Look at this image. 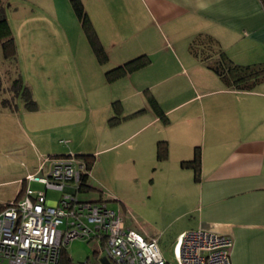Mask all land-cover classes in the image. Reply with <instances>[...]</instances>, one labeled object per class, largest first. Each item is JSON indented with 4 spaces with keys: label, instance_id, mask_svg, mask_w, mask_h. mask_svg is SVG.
Listing matches in <instances>:
<instances>
[{
    "label": "crops",
    "instance_id": "1",
    "mask_svg": "<svg viewBox=\"0 0 264 264\" xmlns=\"http://www.w3.org/2000/svg\"><path fill=\"white\" fill-rule=\"evenodd\" d=\"M81 2L109 28H95L106 52L114 46L107 67L150 59L112 81L104 75L109 89L88 97L106 109L105 148L137 138L141 157L158 171L159 200H169L171 212L162 229L144 235L159 244L165 234L172 248L184 231L208 227L232 237L231 264H264V81L234 88L207 66L218 48L237 64L264 63V0ZM159 141L167 148L161 160ZM196 151L197 178L181 165Z\"/></svg>",
    "mask_w": 264,
    "mask_h": 264
},
{
    "label": "rangeland",
    "instance_id": "2",
    "mask_svg": "<svg viewBox=\"0 0 264 264\" xmlns=\"http://www.w3.org/2000/svg\"><path fill=\"white\" fill-rule=\"evenodd\" d=\"M0 6L16 49L14 56L4 58L0 41V203L13 200L21 187L19 180L36 170L42 156L94 154L87 181L90 188L78 190L77 198L106 199L128 227L143 235L162 229L171 211L169 200H159L162 194L157 189L153 160L146 162L141 157L144 151L137 138L114 139L105 148L107 139L100 130L106 109H94L88 99L93 90L109 89L104 75L111 67L107 64L114 46L108 47V61L100 64L70 0H0ZM83 7L87 10L85 4ZM88 15L94 28L109 31L97 22V14ZM132 33L125 35L133 39ZM15 78L29 89L35 107H29L22 94L14 96L11 106L2 104L4 98L10 99ZM47 170L48 164L39 174ZM23 185L44 188L36 181L26 180ZM59 196L57 190H46L52 203ZM165 237H159V245L166 259L175 262L176 250L171 248L172 242H162ZM100 246L98 237H76L65 244V251L70 264H102Z\"/></svg>",
    "mask_w": 264,
    "mask_h": 264
},
{
    "label": "built area",
    "instance_id": "3",
    "mask_svg": "<svg viewBox=\"0 0 264 264\" xmlns=\"http://www.w3.org/2000/svg\"><path fill=\"white\" fill-rule=\"evenodd\" d=\"M46 164V174H39ZM85 171V160L68 152L42 156L36 170L25 174V180L40 182L44 189L27 187L0 209V264H61V250L76 237H98L108 263L231 264L232 237L208 227L181 233L173 245L176 260L170 262L157 238L126 227L107 200L77 198ZM47 189L60 192L54 203L46 198Z\"/></svg>",
    "mask_w": 264,
    "mask_h": 264
},
{
    "label": "trees",
    "instance_id": "4",
    "mask_svg": "<svg viewBox=\"0 0 264 264\" xmlns=\"http://www.w3.org/2000/svg\"><path fill=\"white\" fill-rule=\"evenodd\" d=\"M73 9L75 10L83 28V31L89 41L92 51L96 57V60L100 63H106L108 61L107 52L102 45L99 36L89 18L87 12L84 10L81 0H70ZM0 41L2 45V53L4 58H9L15 55L16 49L14 47L13 38L11 34L10 27L4 17L3 10L0 6ZM195 45V44H194ZM218 59L207 62V66L213 69L228 86L234 88L242 87H252L260 81H264V63H253V64H237L228 59L225 54L218 48ZM149 57L145 54L133 57L121 65H116L105 70V78L108 81H112L115 78L125 74L133 69L141 67L149 62ZM2 81L0 79V88L2 87ZM11 91L10 99L4 98L2 100L3 105L11 106L14 96L22 94V98L29 107H35V101L31 98L30 91L27 87L23 86L19 78H15L9 89ZM167 148L164 141H159L157 146L156 157L161 160L166 157ZM65 154V153H62ZM58 155V154H55ZM80 155L86 162V171L82 175V181L79 190L85 188H90L87 183L89 172L93 164L94 154H77ZM181 165L184 167H191L194 171V176L197 178L200 169V157L199 152L196 151L194 156L188 160H182ZM37 168V167H36ZM23 180H20L22 182ZM21 187L18 189L13 200L21 197L24 190L23 182L20 183ZM106 200V199H97ZM5 205V203H0V209ZM71 257H68L65 248L61 250L60 263L70 264Z\"/></svg>",
    "mask_w": 264,
    "mask_h": 264
},
{
    "label": "water",
    "instance_id": "5",
    "mask_svg": "<svg viewBox=\"0 0 264 264\" xmlns=\"http://www.w3.org/2000/svg\"><path fill=\"white\" fill-rule=\"evenodd\" d=\"M100 260H106L107 261L106 257H104V256L102 258H100Z\"/></svg>",
    "mask_w": 264,
    "mask_h": 264
}]
</instances>
